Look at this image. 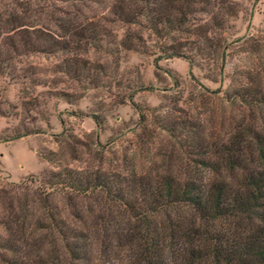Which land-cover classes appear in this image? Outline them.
Wrapping results in <instances>:
<instances>
[{"label": "rangeland", "instance_id": "obj_1", "mask_svg": "<svg viewBox=\"0 0 264 264\" xmlns=\"http://www.w3.org/2000/svg\"><path fill=\"white\" fill-rule=\"evenodd\" d=\"M115 1L0 0V18L10 11L24 17L22 28L34 42L21 47L17 32L0 30V219L25 194L33 206L37 179L51 171L165 172L170 152L183 157L171 125L176 134L183 122L222 138L243 119L264 125V107L225 99L241 84H264V0H229L217 23L218 8L200 5L183 30L163 38L119 20ZM92 23L104 46L83 35ZM202 26L212 30L209 40ZM38 30L78 47L45 50ZM126 34L135 37L133 49L121 43ZM67 57L78 59L80 71L86 64L83 76L64 72ZM56 201L67 213L106 205L97 195L59 193ZM10 236L0 226V237ZM7 254L0 248V262Z\"/></svg>", "mask_w": 264, "mask_h": 264}, {"label": "trees", "instance_id": "obj_2", "mask_svg": "<svg viewBox=\"0 0 264 264\" xmlns=\"http://www.w3.org/2000/svg\"><path fill=\"white\" fill-rule=\"evenodd\" d=\"M199 6L204 11L217 7L216 23L220 10L231 7L229 0H116L112 11L163 38L183 30ZM14 13L6 20L1 15L0 30L17 32L21 47L33 46L22 28L24 17ZM91 25L82 28L83 35L104 46L97 25ZM200 29L207 39L212 30ZM40 31L36 37L45 50L78 47ZM121 43L133 49L135 37L126 34ZM79 65L77 58L67 57L64 72L80 78L87 66L80 71ZM263 85L241 84L225 99L260 110ZM180 124L179 134L175 126L167 130L183 157L170 152L165 172L64 168L39 177L33 206L25 194L17 206L9 203L6 219H0L11 235L0 237V248L9 252L0 264H264V125L243 119L222 138L208 136L198 125ZM59 193L101 196L106 205L67 213L56 201Z\"/></svg>", "mask_w": 264, "mask_h": 264}]
</instances>
